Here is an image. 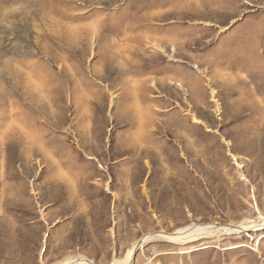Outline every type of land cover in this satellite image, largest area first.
Masks as SVG:
<instances>
[{
	"label": "rangeland",
	"instance_id": "1",
	"mask_svg": "<svg viewBox=\"0 0 264 264\" xmlns=\"http://www.w3.org/2000/svg\"><path fill=\"white\" fill-rule=\"evenodd\" d=\"M259 217L264 0H0V264ZM262 231L132 264H264Z\"/></svg>",
	"mask_w": 264,
	"mask_h": 264
},
{
	"label": "bare ground",
	"instance_id": "2",
	"mask_svg": "<svg viewBox=\"0 0 264 264\" xmlns=\"http://www.w3.org/2000/svg\"><path fill=\"white\" fill-rule=\"evenodd\" d=\"M150 49L156 52L164 53L157 45L150 46ZM197 68V67H195ZM212 101L215 103L216 111L220 112L219 104L215 101L216 91L210 90ZM192 119L196 124H202L192 115ZM264 231V218L259 217L257 220L244 219L237 225H220V224H189L172 233L157 232L155 234H146L141 239L131 245L120 259H114L111 264H132L135 252L149 241H164L170 244L186 246L202 240H214L218 243L224 236L248 234L249 232ZM262 231V232H263ZM264 235V232L262 233ZM262 237V236H261ZM260 239V238H258ZM260 240H258L259 242ZM257 242V243H258ZM233 244L229 248H235ZM255 248V246H254ZM60 264H93V262L84 257H67Z\"/></svg>",
	"mask_w": 264,
	"mask_h": 264
}]
</instances>
